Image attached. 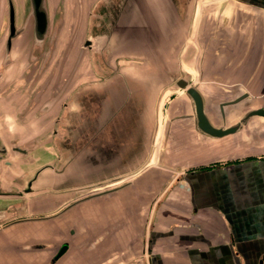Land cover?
Listing matches in <instances>:
<instances>
[{
  "label": "crops",
  "instance_id": "obj_1",
  "mask_svg": "<svg viewBox=\"0 0 264 264\" xmlns=\"http://www.w3.org/2000/svg\"><path fill=\"white\" fill-rule=\"evenodd\" d=\"M220 1L195 34L194 42L204 43L201 85L190 83L192 76H177L176 84L185 88L178 84L184 79L195 85L210 122L227 127L242 106L249 111L264 102V0ZM91 2L83 0L84 8ZM184 3L97 0L104 28L96 42H186ZM80 64L82 70L69 72L70 89L65 83L58 92L66 90L70 101L61 99L50 110L55 153L52 171L41 177L49 175L55 191L39 205L23 201L18 213L15 205L4 210L0 264H45L52 249L35 252L27 245L62 240L65 228L74 231V248L62 264L76 255L83 256L80 264H264V127L254 128L264 117L251 116L236 132L213 138L195 128L191 101L176 99L161 138L166 151L154 158L156 127L138 126V110L147 109L145 100L137 106L132 85L148 72L117 71L100 82L103 77ZM90 79L97 85L88 86ZM241 94L246 96L221 107ZM218 95L228 98L217 102L216 113L208 98ZM76 98L81 106L75 109ZM79 198L55 222H11L34 214L42 202L58 206Z\"/></svg>",
  "mask_w": 264,
  "mask_h": 264
},
{
  "label": "rangeland",
  "instance_id": "obj_2",
  "mask_svg": "<svg viewBox=\"0 0 264 264\" xmlns=\"http://www.w3.org/2000/svg\"><path fill=\"white\" fill-rule=\"evenodd\" d=\"M49 1L50 6H52V10L55 11L56 8V11L59 12L57 14L53 13L54 20L56 21L60 17L63 24L65 22L64 32H66L67 37H70V35L68 36V33L70 32H72L73 37H75V34L78 33L76 37L78 42H65L68 45H72L73 50V62L71 63L70 72L82 70L80 64L81 61L84 62V71H93L95 73H98L100 77H103V79L101 78L99 80L100 82L102 80H108L106 78L113 75L114 72L117 71L148 72L147 76L150 77L143 80L136 79V82L134 81V79L132 81V85L134 87L136 86V99L138 101V104L140 105L137 106L140 109L142 105L140 101L145 100V109H147V112H140L141 109L138 110V126L144 124L143 126L146 127H150V125L156 127L152 147H154V158L159 157L162 151H166V144L164 145L163 141H161V138L164 135V128L168 122L169 116L167 115V111L169 109V106L176 99L183 100L186 103L188 100L191 101L190 97L186 94L185 88L181 89L177 86L176 77L181 76L180 78H188L189 76H192V78L190 79V83L196 81L201 85L202 80L199 78L200 75L198 69V57L199 51L204 43L194 42L195 34H198V28L203 27L201 26L202 24L199 25V23H204L208 16H211L210 12L214 13L215 8L221 5V1L184 0L185 9L183 12L184 18L186 20L184 37L186 42H96L98 31H102L101 29L104 28H102L98 23V20L102 19V16L99 15V12L102 11V8L97 7V0H92L89 5L85 4V8L83 9V11L81 5L79 4V0L78 3L76 0ZM210 1H214V3L211 4ZM17 2L21 3V0H17ZM0 9L2 12V6H0ZM117 10L118 6L117 4H115V6L111 9V14L107 16L110 17V22H113V20L115 19V12ZM192 17H194L193 20ZM0 22H4L1 13ZM109 28L110 25H106L105 29L107 31H105L108 32ZM84 38L91 39L90 46L85 45L84 42H82ZM21 39L23 38L18 37L16 39V47L17 45L22 44V42H20L22 41ZM16 55L17 54H15V56ZM157 58L159 60H157ZM19 68H21V66ZM30 69L32 71H35V69L33 70L32 67H30ZM0 70H2L1 67ZM15 70L16 69H14L12 65L7 70L6 75L4 74L6 84L3 86V88L8 89L10 94H7L8 96H6L0 93V146L4 145V147L7 149V153L3 155L2 158H0V192L5 193L19 192V190H21V188L25 186L23 181H21L23 183L20 182V184H15L13 183V181H11V178L8 177V175L11 174L10 168L5 166L4 162L5 160L10 159L17 162V157H15L16 155L12 151L13 146H18L17 143H19L21 146L31 145L32 148H34L35 145H41L39 151H34L36 152L34 155L40 164H42L43 162L50 163V161L52 162L54 160V137H47V135L45 136V134H40L38 130L40 129V126L42 127L45 124H48L53 118L50 115L51 107L53 109L55 104H57V102L61 99H67V102L70 101V97H68V94L65 92L66 90H62L61 93L52 91L50 94H48L49 92H47L48 90H46V98L41 101L39 99L37 100V95L41 92V90L44 89L42 79L39 75L40 73L35 72V74L33 75L32 71H27L25 77L19 75L18 78H14ZM136 75L140 76L141 74L137 73ZM13 78L14 81L12 80ZM11 80L14 82V84L11 83ZM9 81L11 82L9 83ZM70 81V79L66 80L67 83H69ZM83 81L80 80V82H78L82 83V85L85 84L84 86H86V81ZM121 81L123 82L124 80ZM144 81L146 82L144 83ZM79 83L74 84V87H80L81 84ZM96 85L97 79L89 80L88 86L93 87ZM144 85L146 89L140 88V86L143 87ZM70 86L71 85H69V89ZM224 98H228V96L218 95L213 96L212 98L209 97V109H211L212 112L218 113L217 102L219 100H223ZM80 106L81 100L79 98H76V100H74L75 109L76 107ZM242 107L240 109L241 111H239L241 117H243V115L247 112L243 111L245 107L244 109H242ZM186 110L189 112L188 105L186 107ZM142 113L143 118H141ZM239 114L234 115L235 118H233L232 121H235V123L238 122L241 118L239 117ZM216 121L219 122L220 120L217 119ZM257 126L259 128H263L264 124L257 123L254 128H257ZM141 134L143 135L142 132ZM22 136L24 137L23 139L15 138H20ZM43 146H48L50 147V149H44L42 148ZM31 175L32 173H29V175L25 176L24 181L26 182V179H28ZM41 179L42 181L36 183L35 187H38V189L44 188V190L34 191L33 194H24L25 196L23 195L22 197L27 198H21L19 203L22 204L23 201L32 202V200L35 199V201H37L36 204L39 205V198L44 197L41 200L47 199L45 197H49V195L55 191L54 185L49 184V175H44L43 177H41ZM14 181H16V179H14ZM85 193L86 192L84 190L78 192L77 195L84 196ZM33 196L35 197L32 198ZM2 200L3 198L2 196H0V203L2 202ZM13 203L14 202H11L10 200L7 201L8 205H15ZM42 203L43 204L41 205H45L44 203L46 202ZM39 211L41 212L42 210H39V207H37L35 209V212ZM71 264H80V262L73 257Z\"/></svg>",
  "mask_w": 264,
  "mask_h": 264
},
{
  "label": "flooded vegetation",
  "instance_id": "obj_3",
  "mask_svg": "<svg viewBox=\"0 0 264 264\" xmlns=\"http://www.w3.org/2000/svg\"><path fill=\"white\" fill-rule=\"evenodd\" d=\"M76 1L78 3V0ZM44 3L47 16L45 27L41 23L40 17L36 15L37 8L34 0H21V3H18L17 0H0V6H2L3 9L2 12L0 9V13L2 19H4V22H0V67L2 69L0 70V93L3 95L8 96L10 94L9 90L3 88V86L6 84L4 76L12 65L13 68L16 69L14 78H18L19 75L25 77L27 71H32L30 67H32L33 70L35 69V71H32L33 75L35 72L40 73L39 75L44 85V89L37 95V100L39 99L40 101L46 98L47 92H49L48 94L52 91L59 92L67 80L71 63L73 62V50L72 45H68L65 42H78L76 39L78 33L73 37L72 32H70L68 33V36L70 35L68 38L66 32H64L65 22L63 24L60 17L56 21L54 20L53 13H59L56 11L57 9L55 8V11L52 10L49 0H44ZM83 9L84 4L82 0V11ZM18 37H22L23 39L20 41L22 44L16 47L15 42ZM82 42L90 46L91 39L84 38ZM15 54L17 55L15 56ZM20 66L21 68H19ZM14 78L12 79L13 81ZM11 81H9V83ZM13 81L11 82L12 84H14ZM70 82H66V89L69 87ZM46 90L48 91L45 92ZM41 133L45 134V136L47 135V137L51 136L50 126L45 124L41 129ZM15 138L23 139L24 137ZM17 144L18 146L12 147V151L16 155L15 157H17V162L11 159L5 160L4 162L5 166L10 168V173L13 175H8L11 181L15 184H20V182L23 181L25 186L22 187L19 192H8V194L3 196L4 198L1 202L3 209H0V219L5 217L4 210L10 208V205L12 206V204L8 205L7 201L10 200L14 202L13 204H15V206L13 205V213H18L21 208V203H19V201L24 194H33L34 191L44 190V188L38 189V187H35V184L41 181L42 174H47L49 171H52L49 162L40 164L34 155L36 153L34 151H39L41 145H35L34 148H32L31 145L21 146L19 143ZM42 148L50 149L48 146H43ZM29 173H32V175L26 179L25 182L24 177L29 175ZM14 179H16V181H14ZM81 200L82 198L73 202H63L58 206H55V202L46 201V203H44L45 205L39 206V210H42L41 212H34V214L26 217H16L13 219L14 221L11 222L22 220H35L49 223L55 222L56 219L62 218L65 214H69L71 207L75 206ZM4 226H6V224L1 225L0 229ZM65 229L63 234L65 236L64 239L58 240L57 242H39L27 245V249L35 252H43L51 248L52 252L46 257L47 260L45 264H62L66 254L74 248V245H72L74 241V231L72 228ZM82 257V255H76L74 258L80 261L79 258Z\"/></svg>",
  "mask_w": 264,
  "mask_h": 264
},
{
  "label": "water",
  "instance_id": "obj_4",
  "mask_svg": "<svg viewBox=\"0 0 264 264\" xmlns=\"http://www.w3.org/2000/svg\"><path fill=\"white\" fill-rule=\"evenodd\" d=\"M35 5L37 8V13L36 15L40 17L39 19L42 21L41 23L45 27L46 25V7L44 0H34ZM178 84L181 87H185L186 94L190 97L192 104H193V111H194V117H195V123H196V128L203 134L208 135L213 138H219L228 134H232L239 130L243 124L246 123L249 117L251 116H262L264 117V102L261 106L256 107V109H251L247 111L243 117L240 118L238 122H236L233 125L230 126H220L216 127L214 126L208 116L206 115L205 112V101H204V96L202 93L199 91V89L195 85H189L188 82L184 79H179ZM246 96V94H241L234 99L228 101V102H223L221 104V107L224 103H235L239 101L241 98ZM7 153V149L4 147V145L0 146V158H2L3 155ZM8 193L5 192H0V196H4ZM23 204H21L20 210H22Z\"/></svg>",
  "mask_w": 264,
  "mask_h": 264
}]
</instances>
